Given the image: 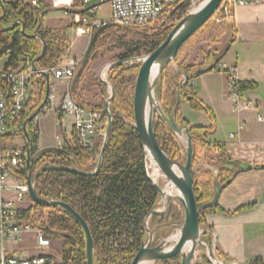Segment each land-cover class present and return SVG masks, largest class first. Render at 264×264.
Masks as SVG:
<instances>
[{
  "label": "trees",
  "instance_id": "trees-1",
  "mask_svg": "<svg viewBox=\"0 0 264 264\" xmlns=\"http://www.w3.org/2000/svg\"><path fill=\"white\" fill-rule=\"evenodd\" d=\"M191 2L192 0H181L175 6L170 7L169 12L174 17L186 13ZM49 11L50 7L47 4L38 8L30 5H19L16 9L11 6L6 7V16L0 20V29L3 30L0 31V55L7 54L8 60L1 72L17 70L22 67L26 58L35 60L40 56L43 48L41 41L29 37L35 32L48 45L46 55L36 64L37 67L40 69L53 68L62 62L69 45L67 32L73 25L64 28L45 27L44 18ZM16 22L18 24L13 30H7ZM210 23L211 20L196 34L204 30ZM174 26L175 23L162 24L158 22L146 27L155 30L154 33L143 42L123 44L125 51L118 55L117 61L129 60L143 49L146 50L147 54L154 52L166 40ZM115 27L108 26L97 31L99 33L95 43L98 42L100 36ZM146 28L122 29L131 31L132 29L142 30ZM182 49L176 59L177 71L173 74L169 73L172 70V64H170L157 84V94L162 101L164 111L168 115L173 112L178 92H180L181 98L190 102L194 110H205L193 91H189L186 85L181 89L182 76L184 74L190 75L191 80H194L193 76L198 70L212 66L225 50L208 52L204 62L200 65H186L184 62L180 63L178 59ZM89 61L85 65L84 60L82 61L79 69H83L82 76L75 83V87H71V93L82 107L105 113L107 86L101 81H96L100 90V105L81 102L77 98L79 86H81L82 79L86 75ZM139 68L140 66L136 64L133 66L126 64L111 69L112 78L109 80L115 88L111 111L115 117L100 171L95 176L84 177L64 171L47 170L37 179V191L40 197L70 204L89 224L95 242L96 264H132L135 255L148 236L146 217L150 211L157 208L160 201V195L150 180L147 170V155L135 128L134 101L129 85L133 83L135 71ZM215 69L216 67L212 71ZM165 80H168L171 85L168 97L163 94V82ZM46 88L45 80H34L30 98L19 123V132L14 138L24 137V123L43 103ZM254 88V83L241 82L240 84L242 94ZM175 119L179 125H188L191 129L195 148L194 164L201 160L203 154H205V158L215 163L229 156L223 146L210 143L209 135L213 131L212 127L190 126L182 118L179 109L175 114ZM160 126L166 127L167 130L162 137L158 133ZM155 131L162 149L174 160L181 163L182 158L178 154L176 136L160 117L155 119ZM28 132L31 140H37L38 135L33 132L32 122L28 125ZM62 149L65 152H49L40 157L36 163L35 172L48 165L72 167L71 156L76 161L77 167L83 171L94 170L98 163L97 154L90 148L80 146L74 132L71 138L64 139ZM100 149L101 146L98 145L96 152L99 153ZM204 174L206 176L204 180H199L194 176V189L199 206L211 201L214 194L213 182L216 177L210 171H205ZM231 176L230 172L222 170L217 179L224 184ZM217 210H220L218 205L200 212V224L204 230L208 229L205 225L206 214ZM26 213L28 214V221L33 226L43 229L44 235L52 241L53 248L55 247L54 244H60L59 248H54L51 264H86V237L83 229L74 218L60 208H46L36 204H33ZM162 221L163 216H153L151 227L161 224ZM167 231L162 232L161 229H158L156 232L160 237V235H166ZM202 239L210 246L213 243V236L210 232H206ZM217 255L220 259L230 262L229 258L219 252ZM198 259L196 264H210L206 254H202ZM162 263L181 264L180 257L165 260ZM252 264H263V262L256 258Z\"/></svg>",
  "mask_w": 264,
  "mask_h": 264
},
{
  "label": "built area",
  "instance_id": "built-area-1",
  "mask_svg": "<svg viewBox=\"0 0 264 264\" xmlns=\"http://www.w3.org/2000/svg\"><path fill=\"white\" fill-rule=\"evenodd\" d=\"M18 1V6L30 5L34 8L49 5L51 9L68 12L75 26L84 29L89 35L105 27L146 28L156 23L172 24L175 17L169 12L181 0H0V16L4 7ZM264 3V0H225L218 13V22L233 19L234 10L239 6ZM192 0L190 7H192ZM109 7V15L100 17L102 8ZM83 10L82 9H86ZM189 7V8H190ZM81 8V11L79 10ZM174 9V8H173ZM103 16V15H102ZM82 59L71 58L65 64L53 68L40 69L34 60L26 58L22 67L8 72L0 70V264H51L54 248L52 241L44 235L40 227L28 221L29 186L26 180L27 150L38 152L41 113L54 112L57 116L73 118V132L80 146L96 148L101 145L108 126V117L100 111L82 107L71 93L73 81L81 68ZM228 69L226 65L221 66ZM228 88L235 113L256 110L254 102L243 99L240 91V78L235 70H229ZM48 74L65 85L61 99L50 90L48 102L43 111L32 121L37 140L29 144L24 137L14 138L19 132L25 106L30 98L34 80H45ZM46 81V80H45ZM194 80L187 82L189 88ZM257 121L264 124V116ZM232 139L236 136L232 134ZM22 144H18L19 140ZM156 167V166H155ZM217 263V260H213Z\"/></svg>",
  "mask_w": 264,
  "mask_h": 264
},
{
  "label": "water",
  "instance_id": "water-1",
  "mask_svg": "<svg viewBox=\"0 0 264 264\" xmlns=\"http://www.w3.org/2000/svg\"><path fill=\"white\" fill-rule=\"evenodd\" d=\"M225 0H205L197 9L190 12L187 16L182 18L169 32L166 40L161 43L158 48L146 55L144 58L139 59L133 57L129 60L115 61L104 67L100 73V81L109 89V96L105 101V113L108 117V126L103 138L102 148L100 152H96V148H93L98 156V163L94 170L83 171L77 167L76 161L71 156L72 167H60L55 165H48L41 168L38 172H35L36 162L44 154L49 152H65L61 147H45L38 151L36 154H32V150L29 147L27 150V171L26 180L29 186V196L33 204L46 208H60L68 213L75 221L81 226L86 237V264H96L95 260V242L90 229L89 224L82 217V215L73 208L70 204L53 199H46L40 197L37 191V179L40 175L47 170L64 171L73 174H77L84 177L95 176L101 169L104 159L105 148L108 144L113 122L114 114L111 111V103L115 97V88L113 84L104 78L105 72L118 65H126L128 63H140V70L136 80L135 92H134V114H135V128L137 129L142 145L145 149L147 158L151 159L158 168L159 172L164 176L166 185L162 186L156 178L149 174L150 180L153 182L157 189L162 201L164 202L163 210H152L146 218V229L148 232V240L143 242L139 251L135 255L132 264H152L157 261L170 260L176 257H180L181 264H195L194 261L197 258L198 248H204L207 256L211 262L217 260L220 264H240L237 262H226L218 259L214 242L210 246L205 243L202 236L206 232H211L210 229L202 230L200 224V212L218 205L220 196L225 188H227L232 181L240 173H246L253 169L264 170V164H256L253 166L251 163L233 159L232 156H228L226 159H220L213 167L208 168L206 171H210L216 179L213 182V198L211 201L198 205L195 194V181H194V155L195 148L191 129L188 125H179L175 119V114L178 111L181 103L180 92L176 95V103L173 108V112L168 115L164 111L162 101L157 94V84L162 76L163 72L170 64H175V60L182 47L205 25L207 24L218 12L221 5ZM12 8L18 7V1L10 3ZM6 16V7L2 9L0 20ZM18 22H16L11 28L7 30H13ZM0 31H3L0 29ZM25 33V29L23 28ZM99 32H96L92 39L89 48L85 56V62L88 61V56L94 48L95 41ZM41 41L42 52L38 58L34 60L36 65L42 60L47 52V42L41 38L37 32L29 36ZM230 45H228L221 56H219L215 63L208 67L197 71L193 78H197L205 73L212 71L223 60L228 53ZM81 71L76 75L75 83L78 81ZM46 80V95L43 103L38 110L30 116L24 123V138L30 144L31 138L28 132V125L33 119L40 114L45 108L48 97L50 94V76L44 74ZM183 83L181 89L185 87L188 81L191 80L190 75L184 74ZM159 116L167 126L172 130L174 135L183 143L186 151V161L184 164L174 160L170 157L160 146L157 140L155 131V119ZM226 170L232 174L231 178L224 184L220 183L217 179L220 171ZM171 187V188H169ZM176 191V193H172ZM170 201L180 204L184 211V222L181 225L178 232L171 234L166 238H163L158 244L153 245L155 241V230H151L148 226V221L151 216H162L169 208ZM159 226L158 228H161ZM177 235L178 240L174 241L173 237Z\"/></svg>",
  "mask_w": 264,
  "mask_h": 264
},
{
  "label": "crops",
  "instance_id": "crops-1",
  "mask_svg": "<svg viewBox=\"0 0 264 264\" xmlns=\"http://www.w3.org/2000/svg\"><path fill=\"white\" fill-rule=\"evenodd\" d=\"M83 10L86 11L87 8L82 9V12ZM101 14L103 16L100 17H107L109 7L104 6ZM233 15V19L222 28L223 35L220 39L221 42H226L224 49L230 45L224 57L227 61L223 58L214 71L194 79L191 88L187 86L189 91L196 94L205 110H194L184 98H181L182 105L180 103L179 110L190 126L213 128L209 135L212 145L219 144L233 159L255 166L264 164V124L257 121L258 115L264 116V3L239 6ZM72 25L74 22L58 27H45L64 28ZM222 65H226L229 70H235L241 82L254 83L255 88L246 91L242 97L254 102L257 105L256 110L245 112L241 116L235 113L228 88L230 72L223 69ZM50 83V90L52 89L59 101L65 85L52 77ZM72 86L75 87V84ZM77 98L92 105L101 104L99 94L96 98L90 91L78 90ZM54 115L55 119L60 117L62 121L61 116ZM232 134L236 139L230 137ZM209 163L207 169L216 164ZM160 205L163 206L162 201ZM218 206L220 210L205 216V225L212 232L216 253L219 252L230 261L240 264H252L256 258L261 259L264 264V170L253 169L237 175L223 190Z\"/></svg>",
  "mask_w": 264,
  "mask_h": 264
},
{
  "label": "rangeland",
  "instance_id": "rangeland-1",
  "mask_svg": "<svg viewBox=\"0 0 264 264\" xmlns=\"http://www.w3.org/2000/svg\"><path fill=\"white\" fill-rule=\"evenodd\" d=\"M204 1L205 0H194V3L196 4L192 5L191 12L197 9ZM106 10L107 9H104V11ZM217 13L211 19V23L209 26H207L200 33L196 34V36H193L185 44L178 58L180 63L184 62L186 65H200L204 62L206 54L208 52L221 51L224 49L226 42L225 41L221 42L220 39L223 35L222 28L225 26L226 22L224 21L218 22L220 20V15ZM179 21H177L175 25ZM68 23L70 24L73 23V18L71 17L70 14H68V12L63 11V10L51 9L44 19V26L51 25V26L58 27L62 24H68ZM154 31L155 30L151 28L150 29L146 28L142 30L132 29L131 31H127L122 28L115 27L105 32L102 36H100V38L98 39V42L94 44V48L91 51L90 55L88 56V61L89 60L90 61L87 66L88 67L87 71L85 70L86 75L82 79L83 87L80 86L79 91H83V90L90 91L91 95L98 98V94L100 93V91H98L99 87L96 85V81L97 80L100 81L99 77H100L101 70L104 67L108 66L110 63L117 61L118 55L122 54L125 51L124 47L122 46L123 44L131 43V42H141V41L143 42L148 38L149 35L153 34ZM95 34L96 32L93 34V36L86 34L84 29H81L78 26L73 25V27H71L67 32V38H69L68 39L69 45L67 48L66 55L64 56L61 64H64L66 61L70 60L71 58L82 59L85 62V56H86L87 50ZM146 55L148 54L146 50L143 49L138 55H135V57L142 59ZM7 60H8L7 54L2 55V56L0 55V69H2L5 66ZM118 61H122V60H118ZM224 61H227V58L226 59L224 58ZM134 64L141 66L139 62L128 63V66H133ZM177 65L178 64L176 63V60H175V64H172V70L169 71V73L173 74V72H176ZM139 70L140 68L136 69L135 77H134L135 79H133L132 80L133 83L129 85L130 92H132L133 101H134L136 80H137ZM79 71H81L80 76H82L83 69ZM104 78L110 81L109 79L112 78L111 69L105 72ZM75 79L73 81V84H75ZM163 86H164L163 94L165 97H168L171 91L170 90L171 85L169 84L168 80H165L163 82ZM108 96H109V89L107 88L106 99ZM40 115H41L40 116L41 117L40 135H39L37 143L39 144L41 149L45 148V145H52L55 147L62 148L63 146L62 141H64L65 138L71 136L73 124H74L73 118L67 115H63L62 121H60V117L55 119L54 112H51V111L46 112L45 114L41 113ZM156 117L158 118L159 116H156ZM166 131H167L166 127L164 126L163 127L160 126L158 129V133H160L161 137L166 134ZM176 141L178 143V149H179L178 154L182 158L181 163L184 164L186 161L185 148L183 146V143H181V141L177 137H176ZM18 144H22L21 139L18 141ZM204 155L205 154H203L199 162L194 164V176L199 180L205 179L206 176L204 173L207 170V165L210 164L209 162H214V161H211L205 158ZM148 167L150 170V174L153 175L154 169L156 167H155V164L151 161V159H149ZM159 176L160 178L157 179L159 181V184L162 186L166 185V180L164 176L161 173H159ZM172 192L176 193V191H172ZM27 203L29 207L33 206V202L30 198L28 199ZM176 212L178 213L176 215L178 216L177 219L180 221L179 224H183L184 211L182 207L180 206V204L176 206ZM180 227H176L177 230H174L172 234L177 233ZM202 230H204V228H202ZM54 246H55L54 248H59L60 244L56 243L54 244ZM204 251L205 249L198 248L197 258H199L201 254L204 253Z\"/></svg>",
  "mask_w": 264,
  "mask_h": 264
},
{
  "label": "flooded vegetation",
  "instance_id": "flooded-vegetation-1",
  "mask_svg": "<svg viewBox=\"0 0 264 264\" xmlns=\"http://www.w3.org/2000/svg\"><path fill=\"white\" fill-rule=\"evenodd\" d=\"M152 161V160H151ZM37 163V162H36ZM148 164H149V158H147V170H148V174H150V170H149V167H148ZM36 166V165H35ZM153 176H154V174H153ZM172 192V191H171ZM173 193V192H172ZM161 201H162V199H161V197H160V201H159V203H158V205H157V208L156 209H154V210H163V208H164V202L162 201V204H163V206L161 207V205H160V203H161ZM178 204L177 203H175V202H172V201H170V206H169V208H168V210L162 215L163 216V221L161 222V224H158V225H155V226H152L151 227V221H152V217L153 216H151L150 217V219H149V221H148V226H149V228L151 229V230H155L156 229V231L158 230V229H161V231L162 232H166L167 230V233H166V235H160V237L157 235V232L155 231V241H154V244L153 245H156V244H158V242L160 241V240H162L163 238H166V237H168L169 235H171L172 233H173V231L174 230H177L176 229V227H180L182 224H179L180 223V221L177 219V215L176 214H178L177 212H176V206H177ZM147 218V217H146ZM159 226H162L161 228H158ZM147 234H148V232H147ZM159 238V239H158ZM148 240V236H147V238H146V240L144 241V242H146ZM214 240V239H213ZM206 243V242H205ZM200 249H204V248H200ZM203 254H206L207 255V253H206V250L204 251V253ZM198 255H200V254H198ZM202 255V254H201ZM219 259V258H218ZM171 260V259H170ZM199 259L198 258H196V261H195V264L197 263V261H198ZM214 260H215V258H214ZM220 260H222V259H220ZM180 261H181V259H180ZM210 261V260H209ZM163 261H157V262H155V263H152V264H163L162 263ZM230 262H232V261H230ZM181 263V262H180ZM210 264H211V262H210ZM215 264H220L219 262H217V263H215Z\"/></svg>",
  "mask_w": 264,
  "mask_h": 264
},
{
  "label": "bare ground",
  "instance_id": "bare-ground-1",
  "mask_svg": "<svg viewBox=\"0 0 264 264\" xmlns=\"http://www.w3.org/2000/svg\"><path fill=\"white\" fill-rule=\"evenodd\" d=\"M189 12H191V7L188 9V11L186 12V13H183V14H181V15H179V16H176L175 17V23L177 22V21H179L182 17H185ZM31 142H32V140H31ZM40 151V150H39ZM37 153V152H36ZM35 153V154H36ZM159 170H158V168H155L154 169V177L156 178V181H157V179L158 178H160V176H159ZM169 188H171V187H169ZM173 189H171V191H172ZM173 240L174 241H177L178 240V237H177V235H175L174 237H173Z\"/></svg>",
  "mask_w": 264,
  "mask_h": 264
}]
</instances>
